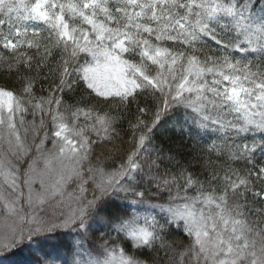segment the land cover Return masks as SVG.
I'll return each instance as SVG.
<instances>
[{"label": "snow or ice", "instance_id": "obj_1", "mask_svg": "<svg viewBox=\"0 0 264 264\" xmlns=\"http://www.w3.org/2000/svg\"><path fill=\"white\" fill-rule=\"evenodd\" d=\"M0 80V251L264 264V0H0Z\"/></svg>", "mask_w": 264, "mask_h": 264}, {"label": "trees", "instance_id": "obj_2", "mask_svg": "<svg viewBox=\"0 0 264 264\" xmlns=\"http://www.w3.org/2000/svg\"><path fill=\"white\" fill-rule=\"evenodd\" d=\"M5 83V81L3 80H0V84H3ZM144 101L141 99V105H143ZM135 108L136 106L135 105H131L130 106V112H129V116H131L132 114L135 113ZM125 127H127V125L125 124ZM162 135H165V136H175V133L174 131L169 127V125H165L164 129L162 130ZM185 243H187V240L185 239ZM27 246L25 245H22L21 247L19 248H16L15 252H11V254L9 255L10 257H14V258H20V259H23V258H28L29 260H32L34 261L35 259H39L41 261V258L39 257V254L41 256H43L42 252H39L38 253H35V256L33 255L34 251L32 249V244H34L36 247L37 245L33 242H26ZM6 256H8L6 254ZM10 260V259H9ZM8 260V261H9ZM42 262V261H41ZM0 264H4V263H0Z\"/></svg>", "mask_w": 264, "mask_h": 264}, {"label": "rangeland", "instance_id": "obj_3", "mask_svg": "<svg viewBox=\"0 0 264 264\" xmlns=\"http://www.w3.org/2000/svg\"><path fill=\"white\" fill-rule=\"evenodd\" d=\"M31 247H32V249L34 251L37 248L34 244H32ZM15 250H16V248L10 249L8 251H0V263H4V264H34V261L29 260L27 257L26 258H23V259H20L18 257L17 258L10 257L9 255L11 254V252H13V251L15 252ZM35 253H38L39 254V252H35ZM6 254L8 256H6ZM39 257L41 258V261H42L41 264H43L44 261H48V264H52V258L51 257H45L44 254H43V256H41L39 254Z\"/></svg>", "mask_w": 264, "mask_h": 264}]
</instances>
